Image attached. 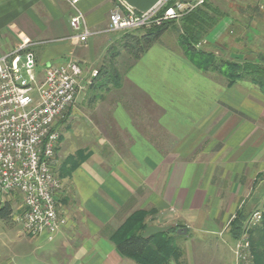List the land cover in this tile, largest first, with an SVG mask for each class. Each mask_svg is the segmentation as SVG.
Instances as JSON below:
<instances>
[{
	"label": "crops",
	"instance_id": "obj_1",
	"mask_svg": "<svg viewBox=\"0 0 264 264\" xmlns=\"http://www.w3.org/2000/svg\"><path fill=\"white\" fill-rule=\"evenodd\" d=\"M118 3L79 2L98 31L81 43L70 38L67 0H0V53L30 40L39 78L49 64L75 59L84 83L91 81L71 107L57 153L67 223L49 240L27 234L14 218L5 222L16 233L10 246L21 251L7 245L0 264H140L113 238L136 215L142 235H175L182 255L165 264H237L231 222L263 201L257 181L264 184V90L251 80L229 85L222 74L198 68L177 32L164 43L172 27L140 57L130 54L133 62L122 70L125 32L108 30ZM221 25L207 46H216ZM115 52L119 85L104 73Z\"/></svg>",
	"mask_w": 264,
	"mask_h": 264
},
{
	"label": "built area",
	"instance_id": "obj_2",
	"mask_svg": "<svg viewBox=\"0 0 264 264\" xmlns=\"http://www.w3.org/2000/svg\"><path fill=\"white\" fill-rule=\"evenodd\" d=\"M67 1L74 11L70 38L87 42L98 31L87 24L78 7L81 0ZM203 1L177 0L164 9L168 0H162L141 12L118 0L110 13L108 30L160 25L183 17ZM31 44L32 41H25L16 49L0 53V203L20 196L21 210L13 215L14 220L27 234H45L52 240L67 222L58 196L62 183L54 170L60 137L56 122L75 105L84 84V68L75 59L51 63L39 78ZM260 217L261 212H255L252 222L260 221ZM235 254L237 264H251L247 232L236 240Z\"/></svg>",
	"mask_w": 264,
	"mask_h": 264
},
{
	"label": "trees",
	"instance_id": "obj_3",
	"mask_svg": "<svg viewBox=\"0 0 264 264\" xmlns=\"http://www.w3.org/2000/svg\"><path fill=\"white\" fill-rule=\"evenodd\" d=\"M175 1L177 0H168L164 9L173 5ZM181 18L182 24L180 26H175L176 19H172L160 25L144 28L146 32L138 36L139 38L137 37V41H139L138 46L127 47H133L135 57H140L169 28L173 27L178 34L181 46L184 47L188 57L198 68L213 70L222 74L228 80L229 85L248 77L264 90V64L247 59H244L242 62H234L225 60L224 58L218 59L212 50H206L203 46H198L207 40V37L222 21V15L217 13V8L212 6V4L209 5L206 0L202 7L195 8ZM117 55L118 52L113 53L110 69L108 67V71L104 73H109L108 75L112 81L116 85H119L118 68L115 61H113ZM103 85L102 80L97 83L99 88ZM257 211L255 210L254 213ZM254 213H239L231 222V231L236 240L244 232H247L250 240V252L252 254L251 264H264V210L262 219L256 223L252 222ZM12 215L13 208L9 202H5L3 206L0 204L1 220L10 222L13 220ZM137 218V215L130 218V221L125 222L113 234L118 249L123 255L136 260L140 264H165L170 258H179L182 255V250L176 243L175 235L159 231L146 237L139 233V230L142 228L140 225L134 226Z\"/></svg>",
	"mask_w": 264,
	"mask_h": 264
},
{
	"label": "rangeland",
	"instance_id": "obj_4",
	"mask_svg": "<svg viewBox=\"0 0 264 264\" xmlns=\"http://www.w3.org/2000/svg\"><path fill=\"white\" fill-rule=\"evenodd\" d=\"M208 4H212L215 8H217V13L222 15V25L220 26V35L217 37L218 42L215 44L216 46H207L206 42H202V45L206 50H212L215 53L216 58H224L225 60H231L234 62H242L244 59L249 61L260 62L264 64V1L263 0H207ZM175 26H180L182 24L181 19L175 21ZM171 33L169 35H165L164 43H173L174 38L173 35L176 36V30L172 27L169 30ZM125 37H122L120 41V49L121 56L117 60V64L123 70L126 69L127 64L133 62V56L130 57V54L134 55V48L128 47L127 50L123 51L121 46H138L139 41L137 39L138 36L144 34L146 32L144 29H133V30H124ZM134 36V37H133ZM136 36V37H135ZM138 37V38H137ZM128 44V45H127ZM116 46H119L116 43ZM127 51V53H126ZM262 55V56H261ZM261 56V57H260ZM260 57V58H259ZM97 74V73H96ZM250 79L247 77V79ZM88 81V80H87ZM85 81L82 85V90L87 91L88 85L91 81ZM181 100H188L184 96L181 97ZM73 107V106H72ZM73 108H69L63 116H61L57 122L56 126L60 132L58 148L64 136V132L67 130L68 124L70 120V114L72 113L71 110ZM82 111L85 109H81ZM82 111H78V117H82ZM64 119V121H63ZM61 123L59 125L58 123ZM57 148V150H58ZM58 153V151H57ZM58 160V156H57ZM57 162V161H56ZM55 172L57 173V163L54 168ZM59 176V174L57 173ZM60 178V176H59ZM61 180V178H60ZM62 182V180H61ZM260 191L264 190V184H262V178L257 181ZM261 185V186H259ZM256 187V189H257ZM262 188V189H261ZM263 201L259 204L258 211L261 212V219L264 210V194L261 196ZM8 202L12 205V208H16L21 205L22 200L20 196L10 197ZM5 202L0 203L2 206ZM61 206V204H60ZM254 213V211H252ZM260 219V220H261ZM68 220V219H67ZM12 223L15 224L14 221ZM67 223V222H66ZM12 228L7 226L5 221L0 219V241L2 239L8 240V244L5 243L4 247H0V250L6 252L7 245L10 246L11 240L13 237H16V233H12ZM12 234V236H10ZM1 246V245H0ZM14 248L15 251L20 252V245L16 243L12 244L9 248ZM13 253V250H12ZM15 253V252H14Z\"/></svg>",
	"mask_w": 264,
	"mask_h": 264
},
{
	"label": "water",
	"instance_id": "obj_5",
	"mask_svg": "<svg viewBox=\"0 0 264 264\" xmlns=\"http://www.w3.org/2000/svg\"><path fill=\"white\" fill-rule=\"evenodd\" d=\"M123 1L126 2L128 5H130L131 7H134L135 9L141 12H145L155 7L162 0H123ZM183 1L191 2L193 0H183ZM178 232L186 233V229H179Z\"/></svg>",
	"mask_w": 264,
	"mask_h": 264
}]
</instances>
